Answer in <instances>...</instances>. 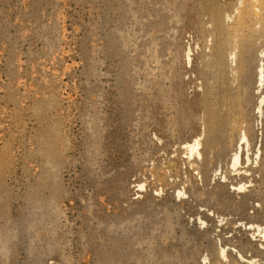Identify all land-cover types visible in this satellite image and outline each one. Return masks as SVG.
I'll return each mask as SVG.
<instances>
[{"label":"rangeland","instance_id":"1","mask_svg":"<svg viewBox=\"0 0 264 264\" xmlns=\"http://www.w3.org/2000/svg\"><path fill=\"white\" fill-rule=\"evenodd\" d=\"M189 1L0 0V264H125V230L131 264L164 248L213 264V242L264 264V82L254 71L246 118L211 152L216 21L211 0Z\"/></svg>","mask_w":264,"mask_h":264},{"label":"bare ground","instance_id":"2","mask_svg":"<svg viewBox=\"0 0 264 264\" xmlns=\"http://www.w3.org/2000/svg\"><path fill=\"white\" fill-rule=\"evenodd\" d=\"M187 1L190 2L189 0H187ZM188 2H185V3L189 4ZM211 2H212V5H213L212 9H213L214 15H215L216 34H217L218 38H217V41H216V43L214 45V48H213L214 50H213L211 59L206 62V68H207V71H208L207 72V77H209L210 81H211L210 77L212 76V78H213L214 75H215V78L217 79V86H216V89H213V87L211 86L210 82L207 83L208 85L206 86V91H205L204 97L202 98L200 104L202 105V107L204 109V112H205L204 131H209V139L207 141V146H208V148L210 149L211 152H213L214 150H217V152H215V153L218 154V153H221L223 151V149L225 148L226 143L228 141V137H231L234 134V131L237 129L238 124L241 123L242 120L246 118V111H247V109H249L248 108V106H249L248 105V95H247L248 94V90H249V86H248L249 82H248V80L251 79V75L253 74V72L255 71L256 72L255 75L259 76L258 77V84L259 83L262 84L264 82V50H260V48L258 49V43H259L260 39L262 37L264 38V0H236V1L235 0H230L229 2L224 3L225 5L223 4L222 0H211ZM181 7H183V3H182ZM230 7H232L233 9H237L239 11V15L237 16L235 21L232 22V23L228 22L229 20L227 21L228 17L226 18L227 14H228L226 10H229ZM155 17H156V15H155ZM168 17H170V16H168ZM183 19H185V18H183ZM169 22L171 23V21H169ZM177 24H178V22H177ZM160 33H162V32H160ZM158 40H160V39L158 38ZM161 40H162V38H161ZM173 41H174V39H173ZM156 46H158V45H156ZM230 58H231V60H230ZM257 58L258 59L260 58V63L255 66V60ZM167 61H168V59H167ZM168 62L171 65V61H168ZM174 63H175V61H174ZM166 67H167V65H166ZM164 71H165V69H164ZM168 72L165 71V73H167V74H168ZM165 73L162 72V74H164V75H165ZM161 79H163V78H161ZM252 79H253V77H252ZM184 82H186V81H184ZM161 83H162V80H161ZM160 99L162 100L164 98L162 97ZM196 99H197V97L195 98V100ZM167 100H169V99H167ZM167 100H166V102H167ZM198 101H199V98H198ZM263 101H264V96H263L262 100L260 101V105L263 103ZM161 102L164 105V102L163 101H161ZM49 131H48V133H50ZM241 137H242L241 141L243 143L248 141V136H247L246 133H244ZM199 144H200L199 139L196 138V139H193L192 142L186 144V146H187V148H189L190 153H193L198 148ZM239 147L241 148V143L239 144ZM199 154H202V152H199ZM194 159H196V157H194ZM241 159H242V156L237 151L236 155H235V157H234V159L232 161V166L235 167L236 165H238V163H240ZM86 163H83V168L86 166V169L88 170L89 176L92 177L93 174H91L92 173L91 172V164H89V163L86 164ZM95 174H96V170H95ZM96 178L97 177H95L94 179H96ZM48 190H49L48 193H50L49 201L52 200V197H54L57 193H58L57 195L59 196L60 192H61V191L58 190V192L56 193V191H54V187L53 186H49ZM50 209H52V205H51V207L47 206V215H48L47 219H48L49 223L53 222L55 220V218L59 219L58 214H57V217H55L56 215L54 216L53 211L50 210ZM168 214L169 213H167V216H168ZM155 219L156 218H154V221H155ZM168 219H170V218H168ZM172 220H170V222ZM152 222H153V220H152ZM170 222L167 223V224H170ZM55 223L54 224L50 223V224L56 225ZM135 223H136V221H135ZM151 226H152V224H151ZM171 226H172V224H171ZM167 228H169V227H167ZM169 229H171V228H169ZM145 231L147 232V230H145ZM170 232H172V231H170ZM128 235H129L128 231L125 230V264H131V262H132L131 261V257L129 256L131 248H129L128 245H127V243H128V237L127 236ZM138 235H140V233H138ZM197 240H199V238H197ZM158 241H160V240H158ZM46 243H47V241H46ZM162 245H163V243H162ZM211 247L213 249V254H214V257H213V259H214L213 262L214 263L213 264H225L223 262V257L229 256V252H228L227 248L224 247L221 250H219V248H217V246H216V244L214 242H213ZM161 249H162V247L160 248V250ZM160 250H158V251H160ZM169 250L170 249H168V248L167 249L164 248V251H165L164 252L165 253L164 254V258L165 259H164L162 264H180L183 261L182 258L177 257V259H175L174 257H176L177 254L174 255V252L171 251L172 249L170 251ZM187 250L188 249H184V251H183L184 254H185L184 262L189 257V255L191 254ZM139 251H141V250H139ZM230 255L231 256H229V263L228 264H239V259L235 255H233V253H231ZM192 257H194V256H192ZM240 257L244 258L245 256L243 254H240ZM158 260L160 261V259H158ZM153 261H154V259H153ZM139 264H154V262L153 263H151V262H141Z\"/></svg>","mask_w":264,"mask_h":264}]
</instances>
